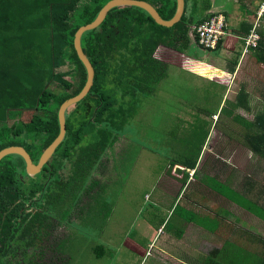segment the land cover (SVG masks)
Listing matches in <instances>:
<instances>
[{"label":"trees","instance_id":"obj_1","mask_svg":"<svg viewBox=\"0 0 264 264\" xmlns=\"http://www.w3.org/2000/svg\"><path fill=\"white\" fill-rule=\"evenodd\" d=\"M108 1L0 0V151L8 146L25 147L37 162L59 136V109L83 91L88 78L75 45L77 31L92 22ZM143 1L150 2L165 19H172L178 10V0ZM187 22L191 21L184 14L173 27L163 26L146 10L126 5L112 8L98 27L87 31L83 47L95 69L94 85L87 97L67 113V133L54 154L56 158L45 164L39 176L27 175L26 161L18 154L0 162V264H22L19 258L27 256L30 248L36 251L23 264L68 263V235L56 244L52 255L47 253L49 248L39 246L49 240L50 219L55 217L42 203H48L54 195L45 192L46 184L54 176L62 177L66 161L73 165L70 178L76 184L89 175L90 168L117 142L136 114L135 100L142 93L151 95L167 78L166 65L153 58L159 45L183 51L189 44ZM252 26L245 35L250 34ZM252 49L264 63V37ZM246 128L250 134L247 146L264 152L257 147L264 144V121ZM254 128L260 131L256 134ZM41 176L27 182L29 177ZM97 196L94 193L93 199ZM83 198L80 194L76 215L73 212L70 220L80 219Z\"/></svg>","mask_w":264,"mask_h":264},{"label":"crops","instance_id":"obj_2","mask_svg":"<svg viewBox=\"0 0 264 264\" xmlns=\"http://www.w3.org/2000/svg\"><path fill=\"white\" fill-rule=\"evenodd\" d=\"M263 3L186 0L189 44L183 51L161 44L153 54L168 76L145 94V116L154 113L155 104L173 109L159 112L162 133L146 137L145 221L137 224L143 227L145 247L131 245L145 252V264H264V152L247 146L246 131L247 125L264 121V63L257 50L244 52L253 30L264 37ZM217 13L225 15L228 35L211 52L201 47L195 30ZM172 76L189 82L168 88ZM166 92H173L174 100L157 98ZM123 134L90 168L85 184L100 187L116 175L127 148ZM245 154L257 158L256 172L237 163ZM70 164L71 176L69 161L61 171Z\"/></svg>","mask_w":264,"mask_h":264},{"label":"rangeland","instance_id":"obj_3","mask_svg":"<svg viewBox=\"0 0 264 264\" xmlns=\"http://www.w3.org/2000/svg\"><path fill=\"white\" fill-rule=\"evenodd\" d=\"M181 82L188 83L189 79L180 80L172 76V81H168L167 87H171L173 83ZM208 89L206 92L210 94ZM181 94L183 96L190 95L186 92ZM174 97L176 96L173 92L157 96L160 99L173 100ZM135 101L138 107L137 112L133 119L128 118V125L122 131L123 137L127 134V140L124 141L127 148L121 153L122 155L119 157L121 159L116 166V175L111 180L100 183V187L99 185L94 187L90 182L85 184L86 180L80 184H76L71 179L68 182L70 164L61 171L64 180H62V184L67 183L65 187L63 185V189L60 190L58 186L60 179L56 176L46 184L48 190L45 189V192L51 191L54 195L51 196L45 208L46 211H49V215L55 217L50 220L48 234L51 236L49 240L39 246L44 249L49 248L47 253L52 255V250L57 247L56 244L63 241L64 237L68 235L65 242L67 264H141L142 262L145 264V252L139 253L136 249L131 248V245L145 247L143 227L137 228V224H143L145 221L146 147L150 146L146 137L162 133V127L158 122L159 112L173 108L155 104L154 113L145 116V93H142ZM127 107L129 106L127 105ZM75 108L76 106L71 107L67 113L70 114ZM146 119H150V121L146 122ZM13 122L14 120L11 121V124ZM158 127L160 130L157 132ZM152 144L158 146L160 143L154 140ZM124 152L125 154H123ZM242 157L244 159L242 161L239 159L237 163L240 162L242 166L247 167L248 171L256 172V168L259 166L257 158H252V154H245ZM17 158L19 159V156ZM40 178L43 177L36 179L29 177L27 182L33 183ZM98 188H101L102 192L99 191L97 198L93 199L94 192ZM80 194L81 197L84 195L83 201L87 205L83 204L80 219L78 217L75 220H70L71 216L76 215ZM59 195L61 203L58 204ZM42 202L44 203V200ZM78 208L80 210L81 206ZM41 242L42 240H38V243ZM152 249L153 245L150 247L149 255ZM35 251L31 248L28 249L27 256L23 254L19 258L21 263L29 262ZM43 261L47 262V260Z\"/></svg>","mask_w":264,"mask_h":264},{"label":"water","instance_id":"obj_4","mask_svg":"<svg viewBox=\"0 0 264 264\" xmlns=\"http://www.w3.org/2000/svg\"><path fill=\"white\" fill-rule=\"evenodd\" d=\"M137 6L144 10H146L153 20L160 25L173 27L175 24L180 22L186 11V0H178V10L176 15L172 19H165L161 15H159L158 11L152 6V4L148 1L143 0H109L99 11L97 17L90 23L83 25L77 31L75 45L78 51V54L81 60L87 67V82L83 91L72 98L67 99L60 107L58 115L60 122V133L59 136L53 141V143L43 151L41 154L39 161L35 163L30 155V153L26 150L25 147L21 146H8L0 151V162L8 155L11 154H20L26 161V170L27 174L30 176H35L38 172H40L45 164L49 162L54 153L57 151L58 147L65 140L67 133V112L71 107H75L79 103H81L87 95L90 93L95 80V69L90 62L87 54L84 51L83 47V37L87 33V31L95 29L98 27L107 17L109 11L117 6Z\"/></svg>","mask_w":264,"mask_h":264},{"label":"built area","instance_id":"obj_5","mask_svg":"<svg viewBox=\"0 0 264 264\" xmlns=\"http://www.w3.org/2000/svg\"><path fill=\"white\" fill-rule=\"evenodd\" d=\"M260 15H264V3L260 8ZM226 25V17L222 13H217L201 22L196 28L201 47L207 51H216L222 40L228 35ZM260 41V35L256 30H253L245 40V54L252 48H257Z\"/></svg>","mask_w":264,"mask_h":264},{"label":"flooded vegetation","instance_id":"obj_6","mask_svg":"<svg viewBox=\"0 0 264 264\" xmlns=\"http://www.w3.org/2000/svg\"><path fill=\"white\" fill-rule=\"evenodd\" d=\"M52 159H54V157L53 158H51L50 160H52ZM44 168V167H43ZM43 171V169L40 171V172H38L35 176H39V175H41V172ZM26 172H27V170H26ZM28 175V174H27ZM29 176V175H28ZM59 184H61V186H62V189H63V184H62V177L60 178V182H59ZM58 184V185H59ZM43 203V202H42ZM59 203H61V201H60V197H58V204ZM43 204H47V202H45V203H43ZM30 204H28V206H29ZM36 209V208H35ZM34 209V210H35ZM28 210H31V209H28ZM41 211H42V209H41ZM35 212V211H34ZM46 213V212H45ZM51 220V219H50Z\"/></svg>","mask_w":264,"mask_h":264}]
</instances>
